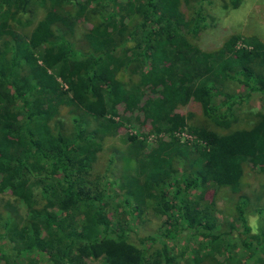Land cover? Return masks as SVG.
Segmentation results:
<instances>
[{"label":"trees","instance_id":"trees-1","mask_svg":"<svg viewBox=\"0 0 264 264\" xmlns=\"http://www.w3.org/2000/svg\"><path fill=\"white\" fill-rule=\"evenodd\" d=\"M204 2L211 0H0V194L25 208L21 214L5 204L13 245L0 244L4 264H21L25 255L35 264L37 253L49 264H238L240 244L264 261V225L249 224L243 193L249 173L264 175V111L238 114L239 96L227 90L235 81L264 95V43L250 38V48H236L241 36L232 34L218 47H200L199 35L215 26ZM39 9L44 16L20 37ZM79 23L88 25L82 42ZM124 70L138 80L118 79ZM116 103L138 111L151 131L185 129L197 141L157 139L140 158L128 135L139 174L119 183L124 207L134 215L149 205L161 218L159 234L140 247L112 224L109 184L87 178L97 137L115 127ZM63 104L89 115L96 133L72 114L70 134L57 126ZM217 190L235 196L231 212L217 205ZM184 230L199 238L187 257L172 248ZM154 244L160 248L148 247Z\"/></svg>","mask_w":264,"mask_h":264},{"label":"rangeland","instance_id":"rangeland-1","mask_svg":"<svg viewBox=\"0 0 264 264\" xmlns=\"http://www.w3.org/2000/svg\"><path fill=\"white\" fill-rule=\"evenodd\" d=\"M124 2L125 0H119ZM193 4V2H191ZM207 13L215 18V26L205 29L197 38L196 42L200 47L204 49H212L221 45V43L232 34H239L241 37L236 43V48H250L248 43L250 38H256L264 43V0H240L239 5L236 8H232L228 0H211L210 4L203 3ZM45 12L42 9L36 10L33 16L35 20L29 26L19 32V36L26 38V36L32 31L36 23L44 16ZM88 25L85 23H79L75 28V37L79 41L83 40V33L87 31ZM17 34V33H16ZM8 35V34H7ZM14 34H9V38H13ZM28 57V55H26ZM118 79L124 81L127 84L134 83L138 80V75L131 70L121 71L118 75ZM60 86H64L63 82L57 79ZM227 90L232 93H236L239 96L238 99V114H244L247 108L264 111V95L259 92H248L246 88L235 81L227 82ZM218 98H216L217 100ZM115 108L117 115L112 117L115 124L114 129L108 132L105 136L97 137L101 146L97 152L95 161L91 165L88 179L99 180L101 184L107 183V194L110 199V212L109 217L112 220L113 226L126 229L128 240L137 245L142 246L141 239L145 236H154L159 234V227L161 224V218L156 215L150 206L143 207L137 211L134 215H130L127 208L124 207L123 198L124 191L120 188L119 183L122 180L126 181L130 176L139 174L137 168V162L132 154V148L130 146V139L128 135H135V140L138 143V156L140 158L148 152L155 140L161 139L167 141L172 137H177L180 141L197 142L195 137L190 135L185 129L173 134L165 132H158L156 130H149V125L146 121H142L139 112L136 111L133 115L126 113L121 103H116ZM72 114L76 117L78 123H85V130L88 133H96L97 123L89 118V115L73 107V105L63 104L60 107L57 119L55 121H61L57 126L61 127L64 132L70 134L73 130ZM244 121V120H243ZM242 124V123H241ZM95 129V130H94ZM94 130V131H93ZM246 176L244 183L246 186L243 189V193L248 196V204H246V216L249 224L256 230L259 226L264 225V211L259 213L258 206L264 207V175L257 174L252 176L250 173ZM166 191L170 193V187L166 184L164 186ZM199 189L193 188L188 191L189 196L196 198ZM217 195V205L225 212L232 211V200L235 196L230 197L228 193L223 190L215 191ZM212 192L206 193V198L210 199ZM245 195V194H244ZM235 199V198H234ZM39 204H42L41 196L37 197ZM232 200V201H230ZM11 202L17 207V210L23 214L25 208L21 202L16 201L10 194H0V244L3 249L12 250L13 241L6 234V227L4 226V219L7 215L6 203ZM135 204V203H133ZM130 210H134V207H130ZM220 220L221 216L218 215ZM79 218V217H78ZM224 230V228H222ZM233 236V235H232ZM197 238L191 235L189 231L184 230L179 234L178 240L174 243L177 245L174 248V254H179L180 250L184 251V256L190 254V248L196 247ZM228 239L233 240L228 235ZM184 245V246H183ZM242 244L238 245L234 249V263L238 264H264L257 260L263 257L260 252H250ZM150 247L151 250L160 248L159 245L154 244ZM179 252H176V250ZM12 251H9L11 253ZM226 255V254H225ZM23 256L21 264H26L25 257ZM37 260L35 264H49L46 257L40 253L33 255ZM24 260V261H23ZM86 264H97L96 261L87 260ZM0 264H4L3 256H0ZM182 264H184L182 262Z\"/></svg>","mask_w":264,"mask_h":264}]
</instances>
